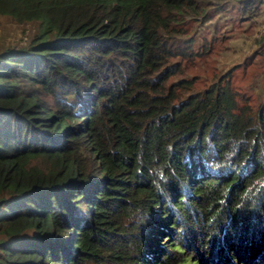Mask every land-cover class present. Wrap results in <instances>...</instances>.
<instances>
[{
    "label": "trees",
    "instance_id": "trees-1",
    "mask_svg": "<svg viewBox=\"0 0 264 264\" xmlns=\"http://www.w3.org/2000/svg\"><path fill=\"white\" fill-rule=\"evenodd\" d=\"M201 1L0 0V264L264 257V105L177 77Z\"/></svg>",
    "mask_w": 264,
    "mask_h": 264
},
{
    "label": "rangeland",
    "instance_id": "rangeland-1",
    "mask_svg": "<svg viewBox=\"0 0 264 264\" xmlns=\"http://www.w3.org/2000/svg\"><path fill=\"white\" fill-rule=\"evenodd\" d=\"M199 6L200 14L186 17L183 23L188 26L179 49L187 57L175 58L181 68L177 77L193 78V90H202L229 73L239 103L249 105L255 114L264 105V0H202ZM30 31L29 25L0 16V40L24 42ZM184 39L194 42L188 45ZM202 251L191 241L185 243L187 263L183 264H212L202 258ZM249 264H264V257Z\"/></svg>",
    "mask_w": 264,
    "mask_h": 264
}]
</instances>
